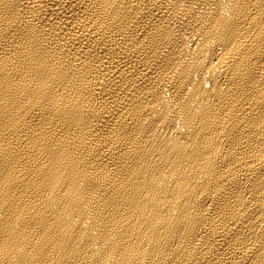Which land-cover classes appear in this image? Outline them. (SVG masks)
<instances>
[{
  "label": "bare ground",
  "instance_id": "6f19581e",
  "mask_svg": "<svg viewBox=\"0 0 264 264\" xmlns=\"http://www.w3.org/2000/svg\"><path fill=\"white\" fill-rule=\"evenodd\" d=\"M0 264H264V0H0Z\"/></svg>",
  "mask_w": 264,
  "mask_h": 264
}]
</instances>
